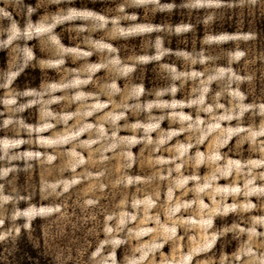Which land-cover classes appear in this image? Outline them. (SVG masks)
Here are the masks:
<instances>
[{
	"label": "rangeland",
	"instance_id": "rangeland-1",
	"mask_svg": "<svg viewBox=\"0 0 264 264\" xmlns=\"http://www.w3.org/2000/svg\"><path fill=\"white\" fill-rule=\"evenodd\" d=\"M255 2L0 0V241L23 228L52 264H264Z\"/></svg>",
	"mask_w": 264,
	"mask_h": 264
},
{
	"label": "trees",
	"instance_id": "trees-1",
	"mask_svg": "<svg viewBox=\"0 0 264 264\" xmlns=\"http://www.w3.org/2000/svg\"><path fill=\"white\" fill-rule=\"evenodd\" d=\"M241 25L240 31L245 34H251L258 50L264 52V0H256L250 6H243V12L239 18ZM228 32H236L235 29H227ZM244 53V51H243ZM38 218H34L30 222V234L33 231L38 234L39 244L41 243V230L35 227V223H39ZM7 255L1 260V254ZM0 264H52L51 259L45 256L41 246L35 247L28 239L26 232L21 228L16 238H6L0 241Z\"/></svg>",
	"mask_w": 264,
	"mask_h": 264
},
{
	"label": "clouds",
	"instance_id": "clouds-1",
	"mask_svg": "<svg viewBox=\"0 0 264 264\" xmlns=\"http://www.w3.org/2000/svg\"><path fill=\"white\" fill-rule=\"evenodd\" d=\"M13 2H15V3H20L21 0H13ZM28 11H29V12H32L33 9H32V8H29ZM5 15H7V13H5Z\"/></svg>",
	"mask_w": 264,
	"mask_h": 264
}]
</instances>
